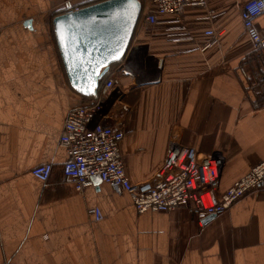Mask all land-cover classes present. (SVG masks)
Returning <instances> with one entry per match:
<instances>
[{
  "label": "crops",
  "instance_id": "0c3cea01",
  "mask_svg": "<svg viewBox=\"0 0 264 264\" xmlns=\"http://www.w3.org/2000/svg\"><path fill=\"white\" fill-rule=\"evenodd\" d=\"M140 1L130 47L107 78L116 86L93 124L124 130L132 184L158 181L172 142L200 160L223 157L221 195L264 162V106L247 92L263 68L241 18L249 0H209L184 8L179 23L167 15L157 24L146 21L152 0ZM60 15L62 0H0V264H264V191L200 222L186 210L140 214L104 182L78 192L63 176L66 118L93 101L70 85L53 30ZM182 27L190 38H176ZM256 27L264 35V13ZM44 164L53 165L45 183L32 175Z\"/></svg>",
  "mask_w": 264,
  "mask_h": 264
},
{
  "label": "built area",
  "instance_id": "2783aa9c",
  "mask_svg": "<svg viewBox=\"0 0 264 264\" xmlns=\"http://www.w3.org/2000/svg\"><path fill=\"white\" fill-rule=\"evenodd\" d=\"M209 0H152L146 21L158 23V16H174L179 23L180 14L186 7L206 8ZM64 14H74L82 8L76 0H62ZM264 13V0H249L244 3L241 18L247 36L254 44L256 53L263 59V68L247 86V92L254 97L256 109L264 106V35L256 27V19ZM183 33L177 39L190 38ZM214 36L213 31L206 33ZM248 62L240 67V73L248 77ZM116 86L114 78L107 79L96 99L88 106L74 108L68 114L60 137V146L68 153V161L62 166L63 176L72 181L76 191L82 192L93 185V178L99 176L116 193L128 195L138 213H166L186 210L197 219L205 221L210 217L223 215L246 194L254 190L264 191V162L237 180L225 193L219 194L223 157L211 155L200 160L193 148H182L171 143L163 166L157 171L158 181L132 184L127 177L120 144L125 133L120 127L93 124L102 103ZM53 165L44 164L32 170V175L42 182H48ZM96 221L102 219L99 209L94 212Z\"/></svg>",
  "mask_w": 264,
  "mask_h": 264
},
{
  "label": "water",
  "instance_id": "95a60500",
  "mask_svg": "<svg viewBox=\"0 0 264 264\" xmlns=\"http://www.w3.org/2000/svg\"><path fill=\"white\" fill-rule=\"evenodd\" d=\"M142 11L140 0H105L53 20L62 63L78 94L98 96L111 67L125 57ZM93 181L102 182L99 176Z\"/></svg>",
  "mask_w": 264,
  "mask_h": 264
},
{
  "label": "trees",
  "instance_id": "16d2710c",
  "mask_svg": "<svg viewBox=\"0 0 264 264\" xmlns=\"http://www.w3.org/2000/svg\"><path fill=\"white\" fill-rule=\"evenodd\" d=\"M120 62H118V63H115L114 65H117V64H119ZM109 75V74H108ZM108 75L103 79V81L101 82V86H100V89H99V92H100V90H101V88H102V86H103V84L105 83V81L107 80V78H108ZM80 95V94H79ZM83 97V96H82ZM96 99V97H92V98H88V99H86V100H88V101H94ZM90 105V104H89ZM86 106H88V105H86Z\"/></svg>",
  "mask_w": 264,
  "mask_h": 264
}]
</instances>
